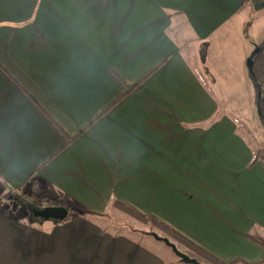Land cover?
<instances>
[{
  "label": "crops",
  "instance_id": "1",
  "mask_svg": "<svg viewBox=\"0 0 264 264\" xmlns=\"http://www.w3.org/2000/svg\"><path fill=\"white\" fill-rule=\"evenodd\" d=\"M250 7L264 0H0V264H184L103 231L113 200L223 263L264 259L248 237L264 240V160L190 60Z\"/></svg>",
  "mask_w": 264,
  "mask_h": 264
},
{
  "label": "rangeland",
  "instance_id": "2",
  "mask_svg": "<svg viewBox=\"0 0 264 264\" xmlns=\"http://www.w3.org/2000/svg\"><path fill=\"white\" fill-rule=\"evenodd\" d=\"M238 20L239 27L228 35H215L206 41L194 40L191 44L190 60L208 90L218 101L221 110L230 114L239 123L241 132L264 155V129L255 105L254 88L248 77L247 66L251 55L264 41V9L257 12L250 7ZM107 213L120 227H113L109 221L103 219L96 220L103 231L130 235L137 240L151 243L158 249H164L172 257L178 258L163 242L157 241L153 236L143 238L140 233L131 232L130 228L147 233L153 232L154 229L141 225L122 213L119 208H110ZM153 233L162 236L160 231L155 230ZM99 246L100 244H97L96 251L99 250ZM115 249L116 244H112L111 248L106 246V250L113 253ZM108 259L112 264L111 255Z\"/></svg>",
  "mask_w": 264,
  "mask_h": 264
},
{
  "label": "trees",
  "instance_id": "3",
  "mask_svg": "<svg viewBox=\"0 0 264 264\" xmlns=\"http://www.w3.org/2000/svg\"><path fill=\"white\" fill-rule=\"evenodd\" d=\"M258 49L259 50L257 52L255 51L250 57L252 59V69L251 70L248 69V77H249V80L252 83V86L254 88L255 105H256L257 111L261 117L263 129H264V41L261 42ZM156 70L157 69L153 70L151 72V74H153ZM150 75H148V76H150ZM145 79L140 81L139 84L141 82H143ZM138 85H136L133 89H135ZM259 160H264V155L261 154L260 151H256L254 158L251 162V165L255 164ZM22 204L25 206L26 209H28V211H30V215H31L32 220L46 221V220H43V219L36 217L34 215L33 211L31 210V207H33V205H31L27 201H22ZM112 205L114 207L121 209L122 211H124L125 213L130 215L131 217H134L137 220L151 226L152 229L155 228V229L161 231L162 236L169 238L177 246L182 245V246L186 247L188 250L195 253L196 255H198L201 259L205 260L206 262H208L210 264H227V263H223V262L219 261L218 259H216L212 255L207 253L205 250H203L202 248H200L199 246H197L196 244L191 242L189 239L185 238L183 235L179 234L178 232H176L175 230H173L172 228H170L169 226H167L163 222L159 221L158 219H156L154 217H145V216L137 213L132 208L121 204L117 200H113ZM70 210L71 209H69V211ZM70 218L71 217L68 216L65 219V221L70 220ZM55 222H58V221H55ZM133 232H136V231L133 230ZM152 233L153 232L147 233V234L152 236ZM248 237L264 248V240L261 237H259L256 233H250L248 235ZM262 263H264V259L257 264H262ZM228 264H247V263H245L243 261H235V262L228 263Z\"/></svg>",
  "mask_w": 264,
  "mask_h": 264
},
{
  "label": "water",
  "instance_id": "4",
  "mask_svg": "<svg viewBox=\"0 0 264 264\" xmlns=\"http://www.w3.org/2000/svg\"><path fill=\"white\" fill-rule=\"evenodd\" d=\"M258 50L259 49H257L256 52ZM247 66H248V69L250 70L252 69V59L251 58L248 60ZM33 213L36 217H39L43 220H55V221L61 222L68 217L69 211L64 206H50V207H46L43 209L34 208ZM152 236L157 241L163 242L169 248H171L174 254L180 259L182 263L184 264H206V263L199 261L197 258L191 257L188 254L181 251L178 248V246L174 242H172L169 238L160 236L156 233H152Z\"/></svg>",
  "mask_w": 264,
  "mask_h": 264
},
{
  "label": "flooded vegetation",
  "instance_id": "5",
  "mask_svg": "<svg viewBox=\"0 0 264 264\" xmlns=\"http://www.w3.org/2000/svg\"><path fill=\"white\" fill-rule=\"evenodd\" d=\"M34 208H35V207H31V210L33 211Z\"/></svg>",
  "mask_w": 264,
  "mask_h": 264
}]
</instances>
